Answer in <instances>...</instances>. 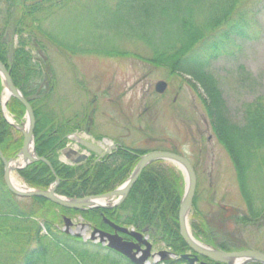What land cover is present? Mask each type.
Wrapping results in <instances>:
<instances>
[{
  "label": "rangeland",
  "instance_id": "obj_1",
  "mask_svg": "<svg viewBox=\"0 0 264 264\" xmlns=\"http://www.w3.org/2000/svg\"><path fill=\"white\" fill-rule=\"evenodd\" d=\"M49 1L61 6L51 9L46 0H28V6L40 3L43 12L34 16L33 26L26 24L30 19H22L25 26L34 27L29 35L22 33L28 43L26 51L39 62L45 89L52 90L41 106L71 123L82 121L85 115L89 121L83 122L82 130L90 135L82 131L78 133L81 138L98 143L108 139L143 152L181 154L191 162L198 179L195 205L188 218L191 233L194 225L205 224L213 241L229 242V250L264 252V168L253 174L255 184L260 178L263 181L261 192L253 196L257 200L252 212L242 196L236 168L212 130L202 83L152 64L154 53L149 46L122 32L127 21L112 18L115 0ZM238 6L237 13H247L253 39L239 40L232 48L233 56L210 62L204 71L221 93L228 119L242 127L245 111L255 104L264 105V0H242ZM16 13L22 14L20 10ZM9 34L5 38L15 48L21 37ZM50 79L54 84L50 81L48 87ZM160 81L169 85L162 95L155 90ZM6 114L13 124L11 134L20 137L15 128L26 126V119L19 123ZM165 166L179 173L172 164ZM12 177L19 185L23 182L16 173ZM14 200L20 210L35 217L39 227L54 219L63 231L64 216L74 222L79 218L47 204L40 209L33 200ZM242 217L248 221L238 220ZM43 233H47L44 227ZM153 244L155 252H173L163 241Z\"/></svg>",
  "mask_w": 264,
  "mask_h": 264
},
{
  "label": "trees",
  "instance_id": "obj_2",
  "mask_svg": "<svg viewBox=\"0 0 264 264\" xmlns=\"http://www.w3.org/2000/svg\"><path fill=\"white\" fill-rule=\"evenodd\" d=\"M27 1L0 0V60L12 69L14 83L35 111L37 153L53 164L56 175L61 179L60 195L83 198L113 191L131 174L138 162L137 155L118 151L101 162L89 160L73 167L58 160L59 151L67 143V136L82 131L83 122L88 120L84 115L82 121L71 123L47 111L45 105L41 106L52 90L45 89L46 80L41 79L39 62L26 51L28 43L22 33L29 35L34 27L25 26L22 19H30L31 22L26 24L33 26L34 16L43 12V6L40 3L28 6ZM115 1V7L111 9L112 18L117 22L127 21L122 32H129L130 39L149 46L154 53L152 64L172 74L195 77L202 83L208 97L206 113L214 134L231 156L242 196L254 212L252 205L257 199L253 196L257 197V192H261L260 181H263L260 178L255 184L253 174L255 170L261 172L264 168V105L255 104L254 108L245 111L244 125H235L225 114V103L215 82L204 71L210 62L233 56L232 48L239 40L253 39L254 32L247 13H237L242 0ZM46 4L51 9L61 6L49 0ZM18 10L22 13L20 16L16 13ZM10 32L12 37L14 34L21 37L15 48L5 38ZM31 38L33 40V37L28 40ZM50 81L54 84V80L50 79L48 87L52 86ZM1 89L0 81V94ZM9 111L18 120H22L26 113L22 104L14 100L9 105ZM11 130L0 113L1 145L7 158L14 156L22 146L21 140H14ZM19 176L28 186L37 189H47L55 180L42 162L20 171ZM183 186L181 174L162 163H154L144 170L123 205L107 211H86L82 215L96 227L102 225L103 214L117 225L148 230L154 239L163 241L176 253L182 254L188 249L179 234L178 223ZM14 199L17 198L5 186L4 166L0 159V264H57L62 261L71 264H132L109 248L62 234L55 227L54 219L45 221L47 233L44 234L35 217L20 210ZM32 200L40 209L47 203L44 199ZM238 220L248 221L244 217ZM193 228L197 236L209 237L205 224L194 225ZM217 246L227 251L228 243ZM7 255L8 260L4 263Z\"/></svg>",
  "mask_w": 264,
  "mask_h": 264
},
{
  "label": "water",
  "instance_id": "obj_3",
  "mask_svg": "<svg viewBox=\"0 0 264 264\" xmlns=\"http://www.w3.org/2000/svg\"><path fill=\"white\" fill-rule=\"evenodd\" d=\"M0 75L2 76V80L4 81V85L6 87V90L9 92V96L13 97L15 100L20 101V103L24 106L26 112H27V122L28 127L26 130L22 131L24 134V141H23V148L18 154V158L23 157V163L25 167H27L30 163L40 162L47 164V166L52 170L54 174V169L52 164H49V162L39 157V155L36 153L35 150V144H34V130L36 126L35 122V114L32 110V107L28 101L25 100L23 94L21 91H19L18 88L14 85L13 80L11 79V74L8 70H6V67L2 64L0 61ZM168 87V84L166 82H158L156 84V92L159 94H164L166 92V89ZM81 147L86 148L90 152H94L96 154L102 155L103 157V151L94 143H91L86 140H79L78 141ZM114 148V147H112ZM69 154H67L68 158L72 155H78L77 152L74 150L69 151ZM0 156L2 159V162L5 166V180H6V186L10 189V191L18 198H40L45 199L52 204H56L57 206L61 208H65L72 211H82L85 212V210H96V209H112L120 205L122 202H124L131 189L134 187V185L137 183L138 178L141 176V174L144 172L143 170L148 167L149 164L153 162H158V160L172 163L173 165L177 166L179 169H182L185 180H186V188L185 193L183 195V198L181 199V206H180V214H179V223H180V234L186 244H188L189 248L192 252H195L196 254L206 257L210 259L214 263L219 264H250V263H256V264H264V253L263 252H257L254 250H248V251H240V252H223L218 249H214L209 246H204L203 244H200L195 238L193 239L191 233L189 232V226H188V216L190 214V210L192 209V205L194 203V197L196 194V186H197V179H196V173L193 169L191 163L184 158L181 155H177L172 152H151L147 153L145 156L140 157V162L137 164L136 168L133 170L134 172L130 176V178L127 180V183L124 184L122 187L118 188L116 191L111 193H106V195L101 196H90L85 198H74L70 199L67 197H62L57 194V188L58 184L60 183V179L56 176L55 184L52 185V187L49 190H23L21 188L15 187L13 184V180L11 177L12 172L18 171L19 169L13 166L14 160H6L5 156H3L1 150H0ZM70 159V158H69ZM87 159V155L79 156L78 159L72 160L73 163L79 164L82 163L84 160ZM55 175V174H54ZM119 198L117 203H108V200H113L116 198ZM104 222L108 225H110L114 231L115 234H106L103 231L96 230L92 234V237L95 238L96 234L98 233L99 236L102 239V242L107 241L108 247L112 248L117 253L122 254L124 257L131 260L134 264H144L146 260H148L151 256V250L152 246L147 243V241L143 240L142 235H139L138 233H135L133 231H128L125 228H122L120 226H115L113 223H111L108 219H104ZM65 224L67 227L71 225V220L65 218ZM82 227H85V225H82ZM119 233L131 236L135 238L138 242V244L132 243V242H126L123 240V238L119 235ZM140 243L145 245L147 248L146 250H141ZM136 251V252H135ZM142 251V255L140 257H137V253ZM165 252H162L159 254L160 257L165 258L166 256ZM190 255H184L182 259L188 260L190 264H195L198 262V257L191 259ZM205 264V263H202ZM208 264V263H206Z\"/></svg>",
  "mask_w": 264,
  "mask_h": 264
},
{
  "label": "flooded vegetation",
  "instance_id": "obj_4",
  "mask_svg": "<svg viewBox=\"0 0 264 264\" xmlns=\"http://www.w3.org/2000/svg\"><path fill=\"white\" fill-rule=\"evenodd\" d=\"M96 159H98V156H96ZM104 231H106V232H110L111 230H110V228H108V229H104ZM124 238H125L126 240H129V239H130V238L128 239L127 236H124Z\"/></svg>",
  "mask_w": 264,
  "mask_h": 264
}]
</instances>
